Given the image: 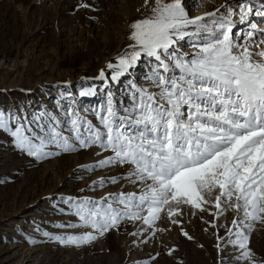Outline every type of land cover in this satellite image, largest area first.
Wrapping results in <instances>:
<instances>
[{"label": "rangeland", "instance_id": "1", "mask_svg": "<svg viewBox=\"0 0 264 264\" xmlns=\"http://www.w3.org/2000/svg\"><path fill=\"white\" fill-rule=\"evenodd\" d=\"M196 1L199 2L194 8ZM196 1L190 5L191 0H182L190 18L217 8L227 15L221 5L233 0ZM262 2L252 0L256 5ZM154 3L149 0L145 6V0H0V112L10 127L23 123L29 133L45 137L55 128L74 146L64 152L56 144H49L46 150L59 154L37 159L17 147L10 132L0 129V264H250L247 259H237L242 250L228 242L236 239L233 219H243V213L228 206L223 198L221 208H216L218 187L202 193L208 201L202 204L203 211L190 204L171 203L152 225L144 224L142 218L125 217L103 236L97 233V239L90 243L61 244L45 235L95 231L83 225L75 214L78 200L98 201L108 194L140 193L142 185L126 178L130 165L82 167L94 165L113 152L99 143L80 147L71 121L81 118L82 139L90 135L89 122L93 130L104 133L100 117L105 114L109 93L118 114L124 115L122 109L132 104L136 89L158 91L148 78L158 62L145 53L118 80H111L116 69L107 67L110 62L117 64V56L133 50L129 47L135 44L130 26L149 17ZM238 5L233 6L236 14L231 18L240 23L236 17ZM190 8L198 12L194 15ZM253 19L259 23V18L249 17V21ZM247 29L248 23H243L233 32ZM186 30L196 29L189 26ZM204 35L185 37L175 50L191 56L197 51L192 43ZM101 69L106 79L99 78ZM112 177H117L115 183ZM69 197L73 199L69 201ZM235 203L233 197L231 204ZM113 206L123 208L116 202ZM169 210L173 211L171 217ZM252 223L248 248L254 253L255 264H264V221ZM69 224L74 227L60 226ZM240 227L248 233L247 228Z\"/></svg>", "mask_w": 264, "mask_h": 264}, {"label": "snow or ice", "instance_id": "2", "mask_svg": "<svg viewBox=\"0 0 264 264\" xmlns=\"http://www.w3.org/2000/svg\"><path fill=\"white\" fill-rule=\"evenodd\" d=\"M148 3L145 0V6ZM238 6L240 22L248 23V29L236 33L231 19L236 13L229 3L221 5L227 15L217 8L205 16L190 18L182 0H155L152 14L131 24L135 44L129 47L133 50L117 56L116 65L108 63V69H116L111 80L129 72L145 53L158 62L148 77L158 91L136 89L132 104L122 109L124 115L118 114L109 93L105 114L100 117L104 133L93 130L89 122L90 135L82 139L81 118L73 119L71 125L80 147L99 143L113 152L94 165L82 167L130 165L126 178L142 185L140 193L78 200L75 214L95 231L66 236L46 232V236L61 244L81 245L96 240L97 233L103 236L125 217L142 218L144 224L152 225L171 203L190 204L203 211L202 204L208 201L202 193L218 187L216 208H221L223 198L228 206L243 213V219H233L236 239L228 242L242 250L237 259L255 264L248 241L252 222L264 221V27L260 26L264 24V2L256 5L243 0ZM250 16L259 18V23L249 21ZM205 17L211 18V26L203 23ZM189 26L196 30L188 32ZM202 32L205 35L192 43L197 49L194 54L175 50L179 41L201 37ZM99 78L106 79L103 69ZM0 129L10 132L17 147L37 159L59 154L47 151L49 144H56L64 152L74 148L55 128L45 137L29 133L23 123L10 127L3 112ZM116 180L111 178L112 183ZM99 183L102 186L104 179ZM233 197L235 204H231ZM113 202L123 208L114 207ZM145 210L147 215L142 216ZM168 215L171 217L173 211ZM241 225L248 229L247 234ZM183 234L188 236L187 232Z\"/></svg>", "mask_w": 264, "mask_h": 264}, {"label": "bare ground", "instance_id": "3", "mask_svg": "<svg viewBox=\"0 0 264 264\" xmlns=\"http://www.w3.org/2000/svg\"><path fill=\"white\" fill-rule=\"evenodd\" d=\"M194 1H196V0H191V2H190V5L191 4H193L194 3ZM199 1H196L195 2V4H194V8L196 7L195 5H196V3H198ZM221 2V1H220ZM240 3V1H238V0H233L232 2H231V4H230V6L231 7H233V6H236V5H238ZM239 8V6H237V8L236 9H238ZM190 10H193V12H194V15H195V13H197L198 12V9H191L190 8ZM201 11H203V9L201 10ZM187 12V11H186ZM239 12L240 11H238V14H239ZM205 16V15H204ZM236 17H238V18H240V15H238V16H236ZM194 18H195V16H194ZM232 19V18H231ZM205 22L204 23H207L209 26L211 25V18H208V17H205ZM234 22H235V25L236 26H239V25H242L243 23H239V21H236L235 19H232ZM201 34H204L203 32L201 33ZM200 39V38H199Z\"/></svg>", "mask_w": 264, "mask_h": 264}]
</instances>
